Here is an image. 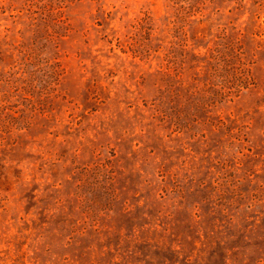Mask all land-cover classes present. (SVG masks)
Returning <instances> with one entry per match:
<instances>
[{
	"label": "rangeland",
	"instance_id": "obj_1",
	"mask_svg": "<svg viewBox=\"0 0 264 264\" xmlns=\"http://www.w3.org/2000/svg\"><path fill=\"white\" fill-rule=\"evenodd\" d=\"M0 264H264V0H0Z\"/></svg>",
	"mask_w": 264,
	"mask_h": 264
}]
</instances>
